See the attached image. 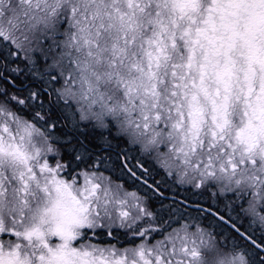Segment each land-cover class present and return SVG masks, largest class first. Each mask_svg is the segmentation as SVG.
<instances>
[{
  "label": "snow or ice",
  "instance_id": "6c2138e0",
  "mask_svg": "<svg viewBox=\"0 0 264 264\" xmlns=\"http://www.w3.org/2000/svg\"><path fill=\"white\" fill-rule=\"evenodd\" d=\"M0 264H264V0H0Z\"/></svg>",
  "mask_w": 264,
  "mask_h": 264
}]
</instances>
